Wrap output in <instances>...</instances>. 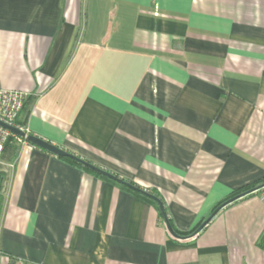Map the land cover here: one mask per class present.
Instances as JSON below:
<instances>
[{
  "label": "crops",
  "instance_id": "0c3cea01",
  "mask_svg": "<svg viewBox=\"0 0 264 264\" xmlns=\"http://www.w3.org/2000/svg\"><path fill=\"white\" fill-rule=\"evenodd\" d=\"M0 86L30 135L159 194L187 234L264 183V0H0ZM44 150L0 160V264H264L250 194L195 237Z\"/></svg>",
  "mask_w": 264,
  "mask_h": 264
},
{
  "label": "water",
  "instance_id": "95a60500",
  "mask_svg": "<svg viewBox=\"0 0 264 264\" xmlns=\"http://www.w3.org/2000/svg\"><path fill=\"white\" fill-rule=\"evenodd\" d=\"M0 127L9 131L12 135L20 138V139H23L25 141H27L31 146L33 147H36V148H39L41 150H44L54 156H57V157H61V158H69V159H73L74 161H76L77 163H79L80 165H82L83 167L85 168H88L100 175H102L103 177H106L112 181H115L116 183L118 184H121L129 189H132L134 191H139L143 194H145L146 196H150L153 200H155L158 204V207L161 211V213L164 215V221H165V225H166V228L168 230V232L174 237V238H177V239H181L180 236H178L167 216H165V211H164V206H163V203L161 202V200L157 199L156 197L148 194L147 192L131 185L130 183H127L125 181H123L122 179H119L118 177H116L115 175L95 166V165H92L86 161H84L83 159H80V158H77L76 156L72 155L71 153L67 152L66 150L58 147V146H55L53 145L52 143H49L48 141H45L44 139H41L39 137H36V136H33V135H29L27 132L21 130L20 128L18 127H13V126H9V125H6L2 122H0ZM232 202V201H230ZM223 207V206H222ZM220 207L219 209H217L205 222L204 224L199 228L198 231H201L203 229V227H205L214 217L215 215L220 211V209L222 208Z\"/></svg>",
  "mask_w": 264,
  "mask_h": 264
},
{
  "label": "trees",
  "instance_id": "16d2710c",
  "mask_svg": "<svg viewBox=\"0 0 264 264\" xmlns=\"http://www.w3.org/2000/svg\"><path fill=\"white\" fill-rule=\"evenodd\" d=\"M27 103H28V100H27V102L25 103V105H24V107H23V110L21 111V113H20V115H19V117H18V119H17V122H16V126L19 127V128H21V129H23V130H25V131H26L25 125L21 122L20 117H21L23 111L25 110V108H26V106H27ZM28 134L30 135V133H28ZM14 138H15V137H11V138L9 139V141L12 140V139H14ZM24 141H25V140H24ZM25 142H26L27 144H29L27 141H25ZM72 155H74V154H72ZM74 156H76V155H74ZM76 157H77V156H76ZM77 158H79V157H77ZM60 159L63 160V161H65V162H67V163H69V164H71V165H73L74 167H77V168L82 169V170L85 171V172H88V173H91V174H93V175H95V176H97V177L103 178V179H105V180H107V181H110V182L116 184V185H121V184L116 183L115 181H112V180H110V179H108V178H106V177H103L102 175H100V174H98V173H96V172H94V171H92V170H90V169H88V168L83 167L82 165H80L79 163H77L76 161H74L73 159H69V158H60ZM80 159H81V158H80ZM84 161H86V160H84ZM86 162L90 163L89 161H86ZM90 164H92V163H90ZM92 165H93V164H92ZM115 176H116V175H115ZM116 177H118V176H116ZM118 178H119V177H118ZM119 179H121V178H119ZM3 180H4V178H3V176L0 174V190H1V186H2ZM122 180H123V179H122ZM123 181H125V180H123ZM125 182H127V181H125ZM127 183H130V182H127ZM130 184L133 185V186H135V185L132 184V183H130ZM121 186H123V185H121ZM135 187H137V186H135ZM125 188H127V187H125ZM137 188H139V187H137ZM263 188H264V183H262V184L259 185V186L249 187V188L242 189L241 191H239L238 193H236L235 196H233L231 199H229L228 201H226L225 203H223L222 205H220L219 207H217V208L213 211V213H214L217 209H219L220 207L223 206V207L220 209V210H222L223 208H225V207L228 206L229 204H231V203H233V202L239 200L240 198L245 197V196L250 195V194H256V193H258L260 190H262ZM139 189H140V188H139ZM128 190H130V191L134 192L135 194H137V195L143 197L144 199H147V200L151 201L154 205H156V207L158 208V210H159V212H160L161 218L164 220V215L161 213V211H160V209H159V207H158V204H157V202H156L155 200H153L150 196H146L145 194H143V193H141V192H139V191H134V190L129 189V188H128ZM143 191H144V190H143ZM145 192H147L148 194H150V195L156 197L157 199L161 200V202L163 203V206H164L165 216H167V218H168V220H169V222H170V224H171V226H172L174 232H175L178 236H180V238H182V237H186V238L195 237V236H197L198 234H200V233L203 231V229L209 224V223H208L205 227H203V229H202L201 231H198V230H199V228H200L204 223H202L199 227H197L195 230H193V231L190 232V233H187V234L179 233L178 231H176V230L174 229V227H173V225H172V222H171V220H170L169 217H168V212H167V210H166V208H165L164 202H163V200L161 199V197L159 196V194L156 193V192L153 191V190H148V191H145ZM230 201H232V202H230ZM213 213H212V214H213ZM212 214H211V215H212ZM211 215H210V216H211ZM260 245H261L262 247H264V237L261 239V241H260Z\"/></svg>",
  "mask_w": 264,
  "mask_h": 264
},
{
  "label": "built area",
  "instance_id": "2783aa9c",
  "mask_svg": "<svg viewBox=\"0 0 264 264\" xmlns=\"http://www.w3.org/2000/svg\"><path fill=\"white\" fill-rule=\"evenodd\" d=\"M28 98L29 95L24 92L8 91V90H4L0 86V122L9 126L17 127L16 126L17 119L21 111L23 110V107L27 102ZM11 137H15L14 139H16L21 143L23 142L26 143L23 139H20L12 135L9 131L0 127V160L4 153L5 147ZM258 193L260 194L261 199L264 202V188L260 190ZM16 264H22V262L18 261Z\"/></svg>",
  "mask_w": 264,
  "mask_h": 264
}]
</instances>
